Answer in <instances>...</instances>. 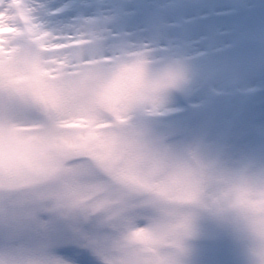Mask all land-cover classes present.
Here are the masks:
<instances>
[{"label":"clouds","instance_id":"1","mask_svg":"<svg viewBox=\"0 0 264 264\" xmlns=\"http://www.w3.org/2000/svg\"><path fill=\"white\" fill-rule=\"evenodd\" d=\"M25 3L28 25L0 2L21 33L0 51V264H78L59 251L69 239L93 264H193L208 225L239 264H264V164L229 165L159 124L192 84L186 59L84 23L54 30Z\"/></svg>","mask_w":264,"mask_h":264},{"label":"rangeland","instance_id":"2","mask_svg":"<svg viewBox=\"0 0 264 264\" xmlns=\"http://www.w3.org/2000/svg\"><path fill=\"white\" fill-rule=\"evenodd\" d=\"M31 2L40 6L41 22L54 30L84 23L100 31L107 29L113 38L155 44L164 52L183 56L193 81L184 93L174 97L172 111L160 119V126L178 144L199 141L213 146L212 152L206 150L213 155L219 150L229 165L264 164V93L253 104L249 97L240 96L245 87L264 86V73L259 71L264 70V0ZM13 3L20 5L28 25L32 18L27 14L33 9L25 0ZM232 12L239 16L230 17ZM29 27L35 42L48 39V32L36 31L38 24ZM9 33L21 34L0 12V51ZM52 38L70 43L72 33L56 32ZM40 47L47 50L48 46L40 43ZM59 251L78 264H93L89 254L72 239ZM192 259L193 264H239L230 238L211 225L197 241Z\"/></svg>","mask_w":264,"mask_h":264},{"label":"snow or ice","instance_id":"3","mask_svg":"<svg viewBox=\"0 0 264 264\" xmlns=\"http://www.w3.org/2000/svg\"><path fill=\"white\" fill-rule=\"evenodd\" d=\"M204 145V144H203ZM204 147L209 151V152H212L214 149H213V146L211 145H204ZM216 151V156L219 158L221 157V154L219 152V150H215Z\"/></svg>","mask_w":264,"mask_h":264}]
</instances>
